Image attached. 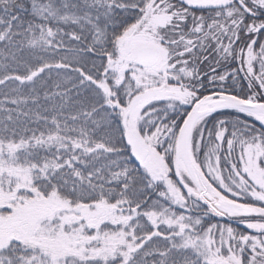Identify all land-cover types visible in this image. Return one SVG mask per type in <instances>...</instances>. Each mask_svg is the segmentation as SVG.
I'll list each match as a JSON object with an SVG mask.
<instances>
[{"label":"snow or ice","instance_id":"6c2138e0","mask_svg":"<svg viewBox=\"0 0 264 264\" xmlns=\"http://www.w3.org/2000/svg\"><path fill=\"white\" fill-rule=\"evenodd\" d=\"M0 264H264V0H0Z\"/></svg>","mask_w":264,"mask_h":264}]
</instances>
